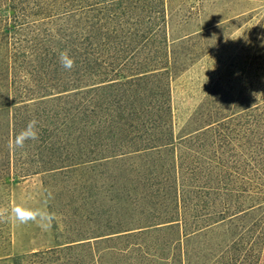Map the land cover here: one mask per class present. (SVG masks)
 I'll return each mask as SVG.
<instances>
[{
	"label": "trees",
	"instance_id": "trees-1",
	"mask_svg": "<svg viewBox=\"0 0 264 264\" xmlns=\"http://www.w3.org/2000/svg\"><path fill=\"white\" fill-rule=\"evenodd\" d=\"M176 16L168 0H0V183L113 165L130 192L129 213L106 211L103 225L87 219L85 230L0 264H192L183 242L194 243V264H261L264 165L239 153L240 164L225 167L226 188L179 184L167 71ZM64 51L71 71L59 63ZM33 118L39 139L10 150ZM225 118L194 130V159L210 160L207 133Z\"/></svg>",
	"mask_w": 264,
	"mask_h": 264
},
{
	"label": "rangeland",
	"instance_id": "rangeland-1",
	"mask_svg": "<svg viewBox=\"0 0 264 264\" xmlns=\"http://www.w3.org/2000/svg\"><path fill=\"white\" fill-rule=\"evenodd\" d=\"M168 1L177 15L168 27L167 71L179 184L188 190L189 185L204 182L222 190L229 179L225 167L240 164L241 159L236 161L239 153L252 164L264 165V105L259 103L264 89V3L245 7L205 3L200 7L197 0ZM185 34L189 35L179 38ZM221 117L226 118L207 133L204 150L210 160L194 159V130ZM200 166L206 168L201 175L194 172ZM118 174L117 166L105 165L0 183V206L11 209L22 202L31 207L46 203L55 213L48 231L11 219L0 223V259L52 246L64 238L66 230L90 227L87 219L96 227L103 225L97 217L106 211L129 213L123 202L130 192L122 187L127 186L126 179ZM118 198L122 208L115 211ZM72 217L76 227L71 225ZM182 253L194 264V243L183 242Z\"/></svg>",
	"mask_w": 264,
	"mask_h": 264
},
{
	"label": "clouds",
	"instance_id": "clouds-1",
	"mask_svg": "<svg viewBox=\"0 0 264 264\" xmlns=\"http://www.w3.org/2000/svg\"><path fill=\"white\" fill-rule=\"evenodd\" d=\"M61 67L66 71H71L75 67L74 58L70 57L67 51L60 52L58 56ZM39 139L38 121L33 118L27 125L16 133L9 141V148L12 151L23 149L30 141ZM49 197L51 194L49 193ZM14 220L19 225L29 223L36 224L40 229L48 231L52 228L55 220V213L46 206L31 207L27 203H19L11 209L0 206V223Z\"/></svg>",
	"mask_w": 264,
	"mask_h": 264
}]
</instances>
